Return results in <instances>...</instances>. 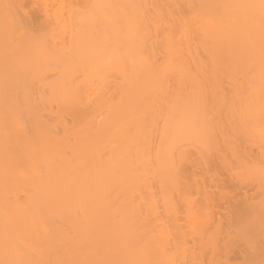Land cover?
<instances>
[{"label": "bare ground", "instance_id": "bare-ground-1", "mask_svg": "<svg viewBox=\"0 0 264 264\" xmlns=\"http://www.w3.org/2000/svg\"><path fill=\"white\" fill-rule=\"evenodd\" d=\"M264 0H0V264H264Z\"/></svg>", "mask_w": 264, "mask_h": 264}, {"label": "snow or ice", "instance_id": "snow-or-ice-1", "mask_svg": "<svg viewBox=\"0 0 264 264\" xmlns=\"http://www.w3.org/2000/svg\"><path fill=\"white\" fill-rule=\"evenodd\" d=\"M262 8H264V2H262V5H261Z\"/></svg>", "mask_w": 264, "mask_h": 264}]
</instances>
